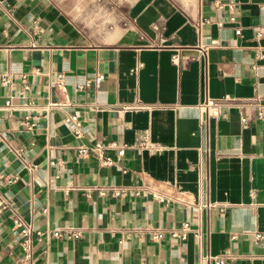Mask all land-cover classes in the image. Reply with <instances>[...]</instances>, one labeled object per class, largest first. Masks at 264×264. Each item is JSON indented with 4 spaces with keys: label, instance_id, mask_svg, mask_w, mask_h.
Here are the masks:
<instances>
[{
    "label": "crops",
    "instance_id": "1",
    "mask_svg": "<svg viewBox=\"0 0 264 264\" xmlns=\"http://www.w3.org/2000/svg\"><path fill=\"white\" fill-rule=\"evenodd\" d=\"M261 53L264 0H0V195L43 233L0 214V264H264V119L200 108L264 105Z\"/></svg>",
    "mask_w": 264,
    "mask_h": 264
},
{
    "label": "built area",
    "instance_id": "2",
    "mask_svg": "<svg viewBox=\"0 0 264 264\" xmlns=\"http://www.w3.org/2000/svg\"><path fill=\"white\" fill-rule=\"evenodd\" d=\"M232 8V6H230ZM233 19V18H232ZM238 35L241 33L240 30L236 32ZM259 58H264V54H259ZM173 60H176V56L173 57ZM101 77L97 78V81H100ZM3 81H7L6 77L3 78ZM28 89L27 86L24 87V91ZM232 107H247L257 113L259 118L264 119V105L261 103L260 98H256L252 101H248L245 103H238L233 97L226 96L223 99H210L206 98L203 104L200 105L201 110L205 115L206 121L210 118H218L223 116V111L225 108H232ZM65 122L70 125L75 133V135H80L82 130V123L75 115L66 116ZM242 125L244 128L248 127V119H242ZM105 148L102 145H95L91 148L83 147L80 149V153L82 155H87L89 151H99L103 152ZM126 147L118 148V156L122 157L125 153ZM102 161L105 165L110 166L114 163V160L111 158H102ZM97 191L99 195L104 196L108 193L111 194L114 198H126V197H137L141 195V191L139 189H131L128 187H119V188H112V189H94ZM90 193V191H88ZM152 197L161 202V203H169L172 199L166 195H163L159 192H152ZM8 213L9 219L12 221L13 227L16 229L19 239H20V248L24 253V261L29 262L33 257V240L34 236L38 238L43 236V233L36 231L34 227L25 221L16 211L13 203L8 200L7 198L0 195V214ZM193 231L190 229L188 224H183L181 228L175 229L170 233V236L174 239L186 240L190 233ZM51 236L56 239H61L66 236L67 239H79L80 233H73L71 235H64L60 231H55L51 233ZM199 237L198 235H196ZM260 238V236H257ZM153 241H161L165 238L164 233L160 232H153L151 235ZM215 264H223V261H216Z\"/></svg>",
    "mask_w": 264,
    "mask_h": 264
}]
</instances>
